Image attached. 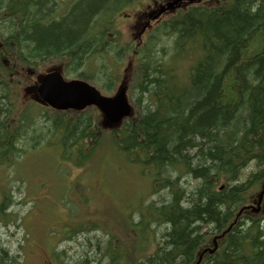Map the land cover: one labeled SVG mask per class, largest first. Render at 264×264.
I'll use <instances>...</instances> for the list:
<instances>
[{"label":"trees","instance_id":"1","mask_svg":"<svg viewBox=\"0 0 264 264\" xmlns=\"http://www.w3.org/2000/svg\"><path fill=\"white\" fill-rule=\"evenodd\" d=\"M136 1L0 0V169L11 172L40 143L80 166L75 156L82 162L105 142L107 126L92 109L22 104L23 70L36 74L40 62H62L55 68L64 76L97 77L110 93L126 59L132 114L107 138L149 180L151 199L138 203V225L154 226L156 239L154 252L145 248L133 264H264V206L257 208L264 191V0L193 5L154 24L141 42L122 43L116 22ZM13 188L2 181L0 223L16 218L6 213ZM58 226L66 231L60 240L80 246L69 264L133 257L94 219ZM96 232L102 237L93 241ZM61 252L51 254L65 264ZM0 264L21 262L0 246Z\"/></svg>","mask_w":264,"mask_h":264},{"label":"rangeland","instance_id":"2","mask_svg":"<svg viewBox=\"0 0 264 264\" xmlns=\"http://www.w3.org/2000/svg\"><path fill=\"white\" fill-rule=\"evenodd\" d=\"M218 1L220 0H215L216 3ZM209 2L211 3V0ZM149 4H152L150 0H138L121 10L122 13L118 16L116 24L121 32L122 43L141 41L140 37L144 30L143 17L149 10ZM126 63L125 59L122 62V74ZM61 65L62 62L43 61L40 62L35 73L41 74L48 68L51 70ZM31 70L34 71L29 67L22 71V75L26 76L21 78L24 84H20L22 104H33L28 101L31 100L32 86L37 85L38 77L36 78ZM64 77L69 80L74 76ZM124 78L127 79V70L124 72ZM87 82L106 96H111L115 91L110 93L101 91L98 88L101 83L97 77L91 76ZM118 83L119 80L117 85ZM92 110L91 114H94L96 119L97 113L94 109ZM49 112L46 111V113ZM97 120L101 121L99 115ZM102 133L105 142L97 145L88 158L81 162V159L75 156L74 161L80 162V166L62 159L58 146L40 143L26 149L11 166V172L4 168L0 169V186L3 180H7L10 186H15L12 196L13 204L8 207L6 213L8 215L13 213L16 218L10 216L5 223H0V246L7 249L9 256L17 257L21 264H43L41 261L43 253L51 251L52 248L61 251L63 247H66L70 254L80 252V246L60 240L66 231L58 226L72 220L78 222L80 217L82 221L94 219L103 231L114 237L118 246H122L123 254L128 252L133 256L126 258L124 264H133L134 259L140 260L142 258L140 255L145 253V248L146 255L154 252L156 239L151 233L154 226L148 230L142 229L138 225L137 215L138 203L141 202L140 204L144 206L151 199L148 194L149 180L143 176L139 165L130 162L122 153L116 154L113 151L114 146L109 144L107 135L115 139V131L104 129ZM9 176L14 181L20 180L22 185L12 182L11 178L8 180ZM183 181L184 179L182 183ZM17 187H20L19 192H16ZM259 189L260 186L256 192ZM161 193L164 192L161 190ZM254 193L252 192L250 196ZM159 201H161V195ZM95 215H98V218ZM157 230L156 232H160L161 229L157 227ZM81 237H85V234ZM89 237H93L95 241L102 235L96 232ZM70 245L71 248H69Z\"/></svg>","mask_w":264,"mask_h":264},{"label":"water","instance_id":"3","mask_svg":"<svg viewBox=\"0 0 264 264\" xmlns=\"http://www.w3.org/2000/svg\"><path fill=\"white\" fill-rule=\"evenodd\" d=\"M182 1L192 4L197 0H174L166 7L160 8L154 18L167 10H172ZM38 83L35 90V101L57 111H82L93 106L99 111L108 127L117 126L132 112L123 81L111 97L102 95L95 87L83 80H64L57 69L41 75Z\"/></svg>","mask_w":264,"mask_h":264},{"label":"flooded vegetation","instance_id":"4","mask_svg":"<svg viewBox=\"0 0 264 264\" xmlns=\"http://www.w3.org/2000/svg\"><path fill=\"white\" fill-rule=\"evenodd\" d=\"M163 1V2H162ZM168 0H161V1H159V0H152L151 2H152V4H149L148 5V7H149V10L148 11H146L145 12V15H144V22H143V26L145 25V24H148V23H151V22H153L152 20H151V12L153 11V10H155V8H160V6L161 5H164L166 2H167ZM205 0H202V2H204ZM189 7V5H187L186 3H182L181 4V6L179 7V9L178 10H184V9H187ZM166 14V13H165ZM166 16H168V15H164L162 18H164V17H166ZM149 18H150V20L151 21H149ZM146 33H142V36L140 37V38H143V36L145 35ZM259 201H260V204H259V206H258V208L260 209L261 208V206H264V194H261L260 195V199H259ZM66 242H71L72 240H65ZM116 241V240H115ZM67 244V243H66ZM73 245H75L74 243H72ZM117 243L115 242V246L117 247ZM120 247V246H119ZM69 248H71V245L69 246ZM54 250V248H52V250L51 251H48L47 253H43L44 255H43V259L41 260L42 261V263L43 264H58V262L56 261V257L54 256V255H52L51 253H52V251ZM61 251H63V252H65V257H66V260H65V264H69V261H68V259H69V257H71V255H73V254H70L68 251H67V249H66V247H63V249H61ZM61 251H57V250H55V252H58V253H62Z\"/></svg>","mask_w":264,"mask_h":264}]
</instances>
